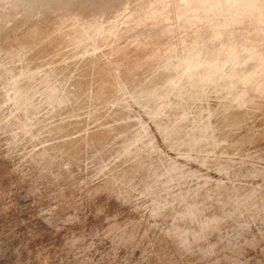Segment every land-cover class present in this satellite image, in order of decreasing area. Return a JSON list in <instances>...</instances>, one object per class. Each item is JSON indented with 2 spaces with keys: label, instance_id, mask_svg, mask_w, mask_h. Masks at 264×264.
Masks as SVG:
<instances>
[{
  "label": "rangeland",
  "instance_id": "rangeland-1",
  "mask_svg": "<svg viewBox=\"0 0 264 264\" xmlns=\"http://www.w3.org/2000/svg\"><path fill=\"white\" fill-rule=\"evenodd\" d=\"M0 264H264V0H0Z\"/></svg>",
  "mask_w": 264,
  "mask_h": 264
}]
</instances>
